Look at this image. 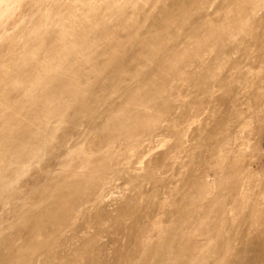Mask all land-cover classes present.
Instances as JSON below:
<instances>
[{
	"label": "rangeland",
	"instance_id": "374dc122",
	"mask_svg": "<svg viewBox=\"0 0 264 264\" xmlns=\"http://www.w3.org/2000/svg\"><path fill=\"white\" fill-rule=\"evenodd\" d=\"M145 263L264 264V0H0V264Z\"/></svg>",
	"mask_w": 264,
	"mask_h": 264
},
{
	"label": "bare ground",
	"instance_id": "6f19581e",
	"mask_svg": "<svg viewBox=\"0 0 264 264\" xmlns=\"http://www.w3.org/2000/svg\"><path fill=\"white\" fill-rule=\"evenodd\" d=\"M215 84H216V83H215ZM215 108H216V107H215ZM215 113H216V110H215ZM192 136H193V134H192ZM192 136H191L190 138H193V137H194V136H193V137H192ZM251 137H252V136H251ZM255 163H256V162H255ZM253 166H254V165H253ZM255 166H256V165H255ZM248 170L252 171V165H249V166H248ZM251 176H252V175H251ZM245 187L248 189L250 186H249V184H246ZM178 190H179V189H178ZM180 196H181V195H180ZM237 216H238V214H237ZM239 219H240V218H239ZM244 224H245V223H244ZM130 225H132V224H130ZM131 231H132V230H131ZM129 234H130V233H129ZM138 246H139V245H138ZM148 254H149V253H148ZM127 256H128V255H127ZM130 259H131V258H130ZM145 264H146V263H145Z\"/></svg>",
	"mask_w": 264,
	"mask_h": 264
}]
</instances>
